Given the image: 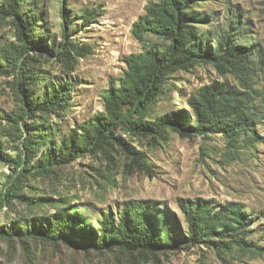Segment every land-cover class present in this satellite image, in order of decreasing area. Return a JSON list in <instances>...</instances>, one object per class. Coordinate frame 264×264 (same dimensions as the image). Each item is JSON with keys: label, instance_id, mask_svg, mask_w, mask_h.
<instances>
[{"label": "rangeland", "instance_id": "374dc122", "mask_svg": "<svg viewBox=\"0 0 264 264\" xmlns=\"http://www.w3.org/2000/svg\"><path fill=\"white\" fill-rule=\"evenodd\" d=\"M151 1L156 0L22 2V12L32 21L34 43L44 47L22 53L15 65L0 69V154L4 156L0 157V228L19 231L11 237L0 233V264H264V0H202L198 5L206 16L197 28L209 40L215 33L231 30L224 22L239 23L237 44L253 51L243 78L221 75L212 63L180 71L174 87L159 98L146 119L132 114L93 153L83 152L45 171L34 167L51 146L61 152L78 125H91L105 114L104 95L111 82L123 75L126 56L163 43L152 33H145L144 41L133 34ZM21 44L13 17L0 12V58L6 47L20 50ZM86 46V55L74 50ZM214 81L240 90L262 113L247 135L231 139L223 133L198 134L171 125L153 132L129 129L130 123L155 121L166 113H191L188 100ZM66 82L71 85L63 87L62 105L46 112L33 110L45 92L52 94L53 85ZM129 109L126 102L125 111ZM33 129H38L36 136L44 145L32 150V161L24 171L23 143L32 139ZM17 158L21 165L16 167L12 159ZM10 179H19L16 196L2 202L1 193L7 191ZM178 198L240 203L249 216L247 248L223 250L199 243L158 250L116 246L84 250L61 238L27 232L36 229L76 241L80 226L89 224L97 230L106 217L110 225L119 224L130 201L145 202L150 213L157 209L174 213L184 232L187 226ZM70 218L79 222H68Z\"/></svg>", "mask_w": 264, "mask_h": 264}, {"label": "trees", "instance_id": "16d2710c", "mask_svg": "<svg viewBox=\"0 0 264 264\" xmlns=\"http://www.w3.org/2000/svg\"><path fill=\"white\" fill-rule=\"evenodd\" d=\"M27 0H4L0 4V12L13 17L21 41L20 50L6 47L4 56L0 58V69L15 65L22 53H29L33 48L42 49L43 44L34 43L32 21L28 20L21 10L22 2ZM35 4L40 0H33ZM202 0H156L151 1L133 27L134 36L144 41L145 33H152L163 40L154 44L142 53L125 57L126 69L123 75L111 82L104 95L105 114L91 125H78L64 141L61 152L53 145L34 166L38 171H45L56 164L69 163L83 152H95L108 139L112 129L129 122V117L136 114L146 119L153 105L159 98L174 87L177 74L186 71L199 63H212L221 75L231 73L243 78L251 63L252 49L237 44L241 27L237 21L224 22L231 30L224 34L211 36L199 33L197 23L205 20V13L198 10ZM90 22L88 17H84ZM88 46L74 47L80 55L88 53ZM69 82L53 85L49 89L52 94L44 93L43 98L33 106V110L46 112L51 107L62 105L60 96L63 87ZM62 88V89H61ZM61 89V90H60ZM240 90L234 89L225 82L214 81L204 85L194 94L188 104L192 109L177 111L159 116L155 121L144 120L139 125L130 123L129 129L147 132L160 131L166 126H174L178 130L193 131L198 134L223 133L231 139H239L247 135L255 126L262 113L254 109L252 100ZM126 102L130 109L125 111ZM38 129H33L32 139L23 143L26 150L24 171L32 161V150L44 143L39 137ZM41 138V137H40ZM0 157H4L0 154ZM21 158V157H20ZM20 158L12 159V163L21 165ZM11 179L13 176H10ZM9 180L5 192L1 193V201L16 196L15 187L19 179ZM10 184V186H8ZM178 206L183 213L187 231H182L179 218L166 209H157L150 213L145 202L126 203L124 214L119 224L110 225L106 217L99 229L91 225L80 226L81 237L76 241L66 239L64 235H50L36 229L28 230V234L41 232L49 239L65 240L75 248L109 249L122 247L125 249L158 250L169 246L179 247L182 244L232 249L247 248L249 232V216L238 202L226 204L207 199L178 198ZM77 213V211H75ZM74 218L68 222L77 223ZM15 229L0 228L6 236L18 234Z\"/></svg>", "mask_w": 264, "mask_h": 264}]
</instances>
